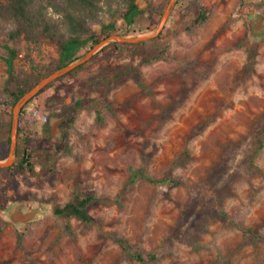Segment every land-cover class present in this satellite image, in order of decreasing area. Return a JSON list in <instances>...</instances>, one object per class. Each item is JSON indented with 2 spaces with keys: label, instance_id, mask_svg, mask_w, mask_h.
<instances>
[{
  "label": "rangeland",
  "instance_id": "374dc122",
  "mask_svg": "<svg viewBox=\"0 0 264 264\" xmlns=\"http://www.w3.org/2000/svg\"><path fill=\"white\" fill-rule=\"evenodd\" d=\"M170 1L136 0L141 15L130 27L121 0L101 3L89 34L114 23L128 29L123 38L150 35ZM202 10L209 18L192 28ZM14 30L0 17V102L10 67L31 73L27 54L41 72L57 62L55 44L28 46L10 37ZM142 43L108 40L19 111L22 131L47 144L50 169L35 179L0 168V264H148L125 258L117 239L154 254L152 264H264V147L252 157L264 120V0H175L160 34ZM161 49L164 60L144 62ZM82 94L107 104L103 127L89 109L76 112L71 129L61 125L58 115ZM51 120H60L53 137ZM7 137L0 107V162ZM139 167L180 185L127 187L128 170ZM74 191L97 202L92 223L72 220L67 233L50 208Z\"/></svg>",
  "mask_w": 264,
  "mask_h": 264
},
{
  "label": "trees",
  "instance_id": "16d2710c",
  "mask_svg": "<svg viewBox=\"0 0 264 264\" xmlns=\"http://www.w3.org/2000/svg\"><path fill=\"white\" fill-rule=\"evenodd\" d=\"M109 0H0V17L11 22L15 30L10 35L13 40L22 38L28 46L38 47L42 40H47L56 45L57 62L54 70L61 69L80 57V52L92 46L98 45L102 40L111 36H127L128 29L118 31L114 23H109L101 27L100 37L89 34L88 24L96 21L99 13V5L107 3ZM125 7V12L121 16L123 24L126 27L132 26L138 17L141 15L137 7L136 0H121ZM51 11L55 16V20L47 19L48 12ZM209 18V13L205 10L199 12L198 16L192 20V28L201 27ZM126 45V44H124ZM144 43L135 45H126L133 47H141ZM116 45H112L115 48ZM160 54H142L144 62L162 61L165 49H161ZM9 64L15 59L16 54L12 51L8 52ZM30 67V74H25L22 71H13L9 68V80L3 88L2 100L0 107L3 109V115L7 123V135L9 136L12 109L15 103L33 88L39 80L51 74V71L41 72L33 64L29 58V54L25 57ZM73 70L72 72H75ZM70 72V73H72ZM70 73L66 74L69 75ZM65 75V76H66ZM65 76L55 80L58 82ZM52 82V83H54ZM50 83V84H52ZM47 85L34 98L46 90ZM33 98V99H34ZM31 100L28 102L30 103ZM27 103V104H28ZM26 104V105H27ZM25 105V106H26ZM25 108V107H23ZM22 108V109H23ZM80 109H89L94 113L95 122L99 127L105 125L104 112L109 111L107 104L101 98H89L84 94L74 97L73 102L64 107L61 114L63 117L61 125H66V129H71L76 120V112ZM45 119V123L47 124ZM22 136V137H21ZM66 135L64 134L59 149L61 153L67 154L68 148L65 142ZM9 137L5 141L6 158L9 150ZM56 141V140H55ZM254 147L252 157H257L264 147V120L260 122L259 129L253 137ZM50 169L49 151L47 144L38 142L29 133L23 132L18 119L17 138L15 161L6 171L15 170L19 173L26 172L31 178L40 179ZM4 171V169H0ZM139 181H144L153 186H168L178 187L179 182L173 180L169 176H164L159 179L152 178L142 167L130 168L128 170L127 187H132ZM5 198L0 196V212H5ZM97 202L92 193H80L74 191L71 198L61 206L52 205L50 212L58 221L64 232L70 233L71 221L76 220L82 224H91L92 219L89 217V209ZM120 207L121 205L118 204ZM18 245L21 244L23 235L17 234ZM115 243L120 248L121 254L128 259L135 260L140 263L152 264L156 262L154 254L133 253L127 242L117 239Z\"/></svg>",
  "mask_w": 264,
  "mask_h": 264
},
{
  "label": "water",
  "instance_id": "95a60500",
  "mask_svg": "<svg viewBox=\"0 0 264 264\" xmlns=\"http://www.w3.org/2000/svg\"><path fill=\"white\" fill-rule=\"evenodd\" d=\"M175 0H171L170 3L167 6V9L165 10L160 23L157 27V29L150 35H146V36H139V37H135V38H123V37H119V36H111L107 39L102 40L98 45L94 46L91 50H89L87 52V54L81 58V59H77L76 61H74L73 63L56 70L55 72L49 74L47 77L43 78L42 80H40L33 88H31L26 94H24L13 106L12 109V119H11V129H10V138H9V150H8V155L7 158L4 162H0V168H8L11 167V165L14 162V158H15V151H16V138H17V127H18V114L19 111L30 101L32 100L41 90H43L47 85H49L50 83L54 82L55 80H57L58 78L66 75L67 73H69L70 71H72L73 69H75L76 67L84 64L85 62H87L92 54L93 51L101 46L106 45L108 40H112L115 43H122V44H137V43H142V42H146L149 40H152L154 38H156L164 24L165 21L167 19L168 13L172 7V5L174 4ZM60 120H55V121H50V136L53 137L56 135V125L59 123Z\"/></svg>",
  "mask_w": 264,
  "mask_h": 264
}]
</instances>
